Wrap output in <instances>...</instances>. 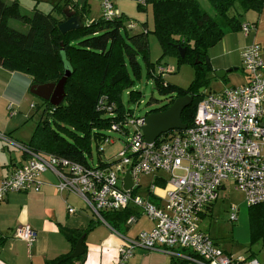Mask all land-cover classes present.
<instances>
[{
	"label": "built area",
	"instance_id": "built-area-1",
	"mask_svg": "<svg viewBox=\"0 0 264 264\" xmlns=\"http://www.w3.org/2000/svg\"><path fill=\"white\" fill-rule=\"evenodd\" d=\"M99 1L103 18L118 15L113 0ZM145 1L137 0L140 4ZM127 26L134 28L132 21ZM240 29L247 34L254 29V24L242 23ZM241 58L247 81L217 93L205 91L196 106L193 123L184 129L164 132L147 143L140 130L144 123L142 117H128L124 125L131 122L134 130L122 132L129 136L111 163L87 166L35 151L0 131L1 141L19 148L28 157L25 164L2 179L0 201L9 192L39 191L40 175L51 170L58 179L57 190L80 197L103 223L106 222L102 212L126 209L132 210L126 226H131L142 215L153 222L152 228L141 230L133 237L111 227L122 238L114 264H129L137 247L162 250L190 264H264L256 258L235 257L224 251L199 226L200 215L216 201L225 180H231L234 188L244 193L248 206L264 203V58L261 46L256 43L246 46ZM102 99L97 107L111 109L112 105H104ZM119 125L115 123L111 129ZM104 140L109 141L108 138ZM128 170L132 186L124 189ZM161 170L170 173L165 196L155 195V182L148 187L147 196L138 193L140 175ZM152 196L159 200H152ZM74 210L71 206L68 208L70 213ZM229 219H236L234 207L230 209ZM13 235L29 246L36 239V232L29 224L17 226Z\"/></svg>",
	"mask_w": 264,
	"mask_h": 264
},
{
	"label": "trees",
	"instance_id": "trees-1",
	"mask_svg": "<svg viewBox=\"0 0 264 264\" xmlns=\"http://www.w3.org/2000/svg\"><path fill=\"white\" fill-rule=\"evenodd\" d=\"M18 2L0 0V65L30 75L32 84L56 82L65 68L70 70L64 86L65 97L59 105H51L39 98L42 102L38 106L41 108L40 119L26 145L35 151L90 166L86 154H89L91 137L94 136L97 143L108 138L95 129L109 128L121 133L127 130L124 122L133 115L121 94L129 89L130 98L140 96L139 91L129 88L140 76V58L146 62L148 75L154 79L157 90L168 96L165 103L147 114L167 109L177 97L191 95L192 101L181 112L182 122L189 126L205 92L204 76L211 70L207 49L221 39L225 29L240 28L238 16L241 11L260 10L263 0H210L214 15L204 11L197 0H146L144 4L138 3V8L145 10L147 3L152 5L154 25L150 29L144 22L138 30L129 28L126 18L118 15L109 19L101 15L84 21L82 11L67 1L54 2L49 8H44L37 6L39 1L34 0L30 16L20 13ZM69 5L81 17L82 26L62 33L59 25L66 19L63 9ZM8 18L24 20L28 30L21 32L9 27ZM148 32L156 34L162 55L174 54L179 62L188 61L196 66L197 76L188 88H175L165 81L161 73H154V65L148 59ZM182 48H185L183 57L179 55ZM101 98L104 105H112L111 109L97 107ZM57 120L66 122L72 130L61 127ZM51 123L66 131L67 136L51 127ZM115 123L120 125L111 129ZM131 213V209H126L104 211L101 215L110 227L123 232L128 227L125 221ZM248 220V250L251 251L253 245L264 240V203L248 206ZM100 222L96 218L89 222L87 228L63 230L72 242V249L81 235L85 239L89 230ZM71 252L47 264H82L84 254L69 257ZM253 256L250 253L247 257ZM174 258L171 256V264L186 262Z\"/></svg>",
	"mask_w": 264,
	"mask_h": 264
},
{
	"label": "crops",
	"instance_id": "crops-1",
	"mask_svg": "<svg viewBox=\"0 0 264 264\" xmlns=\"http://www.w3.org/2000/svg\"><path fill=\"white\" fill-rule=\"evenodd\" d=\"M6 1L7 3L11 2V0ZM38 1L37 6L44 8H49L54 2L67 1L82 11L83 19L87 22L101 16L102 8L99 0ZM113 1L118 16L125 17L127 23L128 20L134 21L135 30L139 29L141 23H147L145 14L147 9L142 12L144 10L138 8L136 0ZM18 3L20 13L30 16L34 0H19ZM73 6L66 7L74 10ZM9 19L11 18H8L7 22ZM18 20L27 24L22 19ZM239 20L241 24H254V29L247 34L243 33L240 28L225 29L221 39L207 49L211 64V70L208 73L217 77L216 71L225 70V74L218 78H226L231 86L241 85L247 81V73L242 68L241 58V53L246 46L252 43L260 45L264 58V0L260 10L249 9L244 13V18ZM163 72L164 67L159 73L163 75ZM31 85L30 75L8 70L0 65V131L25 144L31 140L38 122L33 114H38L41 110L35 99L37 96L30 92ZM27 159V155L22 150L0 140V183L17 167L25 164ZM40 180L39 191L29 189L9 192L0 201V264H47L50 260L60 258L74 249H72V242L67 239L63 230L85 228L87 223L96 218L91 215V210L86 205L80 204V198L77 195L67 191L60 193L57 190L58 179L51 170L44 171L40 175ZM155 180H157L155 184L161 188L168 185L165 175L160 172L154 175L152 182ZM226 187V182H223L219 193ZM138 193L140 192L138 191ZM152 200L157 201L159 198L154 197ZM160 201L162 202L161 199ZM213 205L214 203L204 210L200 215V220L212 214ZM70 206L75 209L72 213L68 212ZM22 224H29L36 232V239L31 246L13 235L15 228ZM152 226L153 222L142 215L137 218L135 223L125 228L123 233L133 237L139 231L148 230ZM204 231L206 232V230ZM88 233L86 240L91 234L92 241L84 242L87 244L84 246L85 252L82 253L84 254L83 260H81L82 264H114L118 257V246L122 242L120 235L103 222L95 224ZM249 238L250 234L248 244ZM93 242L94 244H92ZM257 244L264 252V240ZM225 251L232 254L226 249ZM250 253L254 255L253 258L258 260V257L255 256L256 253L252 250L241 255L247 257ZM260 259L261 262H264V255H261ZM129 264H171V255L162 250L137 247L129 258Z\"/></svg>",
	"mask_w": 264,
	"mask_h": 264
},
{
	"label": "rangeland",
	"instance_id": "rangeland-1",
	"mask_svg": "<svg viewBox=\"0 0 264 264\" xmlns=\"http://www.w3.org/2000/svg\"><path fill=\"white\" fill-rule=\"evenodd\" d=\"M197 2L204 11H206L210 15H214V9L210 0H197ZM146 9L147 13L145 14L148 24L147 27L152 29L154 25L152 5L150 3L146 4ZM146 9L142 12H145ZM244 13L245 12L241 11V14L238 16V18L243 19ZM130 21L132 20H128V22ZM7 24L9 27L21 32H26L28 30V25L18 19L11 18L8 20ZM147 38L148 59L149 62L153 63L154 65V73L158 74V69L160 66H162L164 67L162 76L165 78L166 82L175 86V88H188L197 76L196 66L189 63L188 61L179 62L174 54L168 53L162 55V49L156 34L148 32ZM139 60L141 64L140 76L138 79L132 82L131 87L129 88L139 91L140 96L138 98H130L127 93L129 89H126L127 91L125 90L121 94L124 104L126 106H129L130 114L133 115V117L137 118L145 116L151 109L159 107L168 99V96L160 93L155 87L154 79L150 75H148V68L144 59L140 58ZM204 77L206 78L205 91L207 92L217 93L223 90L226 86H231L226 78L215 77L212 73H208ZM35 99L41 106V100L38 97H36ZM40 113L41 110L38 114L34 113L33 115H35V117L39 120ZM50 120H52L51 117ZM57 124L64 128H72L69 124L62 120H57ZM51 125V127L58 130L62 135L67 136L66 131L59 129L56 124L51 123ZM125 127L130 131V133L134 130V125L131 122L127 123ZM95 132H100L108 136L109 141L104 140L100 143H97L95 137L92 136L88 148L89 154H86L88 161L90 162V164H98L99 162L111 163L117 156V153L124 147V141L129 136V134L121 133L119 131H113L109 128H98L95 129ZM113 165H115V163H113ZM159 172L165 175L167 180L170 178V173L164 170L140 175V186L138 187V191L143 196L147 195L148 187L151 185L154 175ZM224 182H226L227 187L226 189L220 191L218 198L214 202L212 214L203 217L199 222L201 228L206 230L208 235L213 240H215L218 246H220L224 250L226 249L227 251L231 252L233 256L236 257L241 254H246V252L249 251L248 205L245 201L244 193L240 190L235 189L231 180L228 179ZM168 188L169 185L161 188L156 184L154 193L156 196L163 197V195L165 196ZM80 199V204L85 206L84 201ZM151 199H154V197ZM232 207L236 209V219L231 221L229 218L230 209ZM90 213L92 216H95L91 211ZM88 224L89 223L86 224L85 228H87ZM88 234L89 233H87L85 239H83L84 242L92 241V239L90 238L91 234L89 235L88 240H86ZM92 244H94V242ZM250 250L254 251L256 253L255 256H257L258 260L261 261L260 257L261 255H264V252L260 249V245H253ZM174 259L180 261V258L178 257H175ZM177 264H179V262ZM180 264H190V262L186 261Z\"/></svg>",
	"mask_w": 264,
	"mask_h": 264
},
{
	"label": "water",
	"instance_id": "water-1",
	"mask_svg": "<svg viewBox=\"0 0 264 264\" xmlns=\"http://www.w3.org/2000/svg\"><path fill=\"white\" fill-rule=\"evenodd\" d=\"M63 14L66 19L60 23L59 29L62 33H65L72 29H77L82 26L81 17L76 14L75 10L70 7L63 9ZM185 48L179 50V55L184 56ZM225 70H218L215 72L217 77H222L225 74ZM70 74V70L65 68L64 74L56 82H46L42 84H32L30 92L35 96L48 101L51 105H59L64 97V86L67 77ZM202 90V89H201ZM192 101L191 95H184L174 99L172 104L163 111L152 112L142 117L143 125L140 126V130L143 134L144 140L147 143L153 142L159 135L164 132L173 129H184L186 124L181 120L182 110L190 104ZM132 186V180L129 170L124 178V189H129ZM84 235H81L74 246L73 251L69 254V257H78L84 251L83 246Z\"/></svg>",
	"mask_w": 264,
	"mask_h": 264
}]
</instances>
